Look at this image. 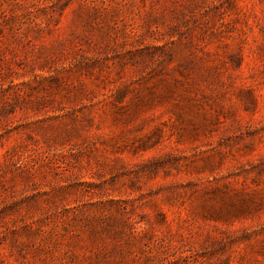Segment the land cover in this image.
Segmentation results:
<instances>
[{"label":"rangeland","instance_id":"obj_1","mask_svg":"<svg viewBox=\"0 0 264 264\" xmlns=\"http://www.w3.org/2000/svg\"><path fill=\"white\" fill-rule=\"evenodd\" d=\"M0 264H264V0H0Z\"/></svg>","mask_w":264,"mask_h":264}]
</instances>
